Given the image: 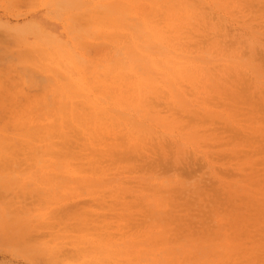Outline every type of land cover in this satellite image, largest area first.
<instances>
[{"label": "rangeland", "instance_id": "obj_1", "mask_svg": "<svg viewBox=\"0 0 264 264\" xmlns=\"http://www.w3.org/2000/svg\"><path fill=\"white\" fill-rule=\"evenodd\" d=\"M0 264H264V0H0Z\"/></svg>", "mask_w": 264, "mask_h": 264}, {"label": "bare ground", "instance_id": "obj_2", "mask_svg": "<svg viewBox=\"0 0 264 264\" xmlns=\"http://www.w3.org/2000/svg\"><path fill=\"white\" fill-rule=\"evenodd\" d=\"M152 110H153V109H152ZM156 110H157V109H156ZM157 111H158V110H157ZM157 111H156V112H157ZM160 111H161V110H160ZM160 111H159V113H160ZM149 112H150V111H149ZM161 112H162V111H161ZM149 114H152V113H149Z\"/></svg>", "mask_w": 264, "mask_h": 264}]
</instances>
